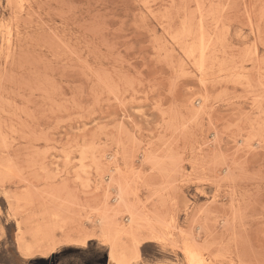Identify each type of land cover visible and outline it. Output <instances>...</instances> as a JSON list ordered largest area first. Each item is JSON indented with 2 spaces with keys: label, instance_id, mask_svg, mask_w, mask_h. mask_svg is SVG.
Instances as JSON below:
<instances>
[{
  "label": "rangeland",
  "instance_id": "obj_1",
  "mask_svg": "<svg viewBox=\"0 0 264 264\" xmlns=\"http://www.w3.org/2000/svg\"><path fill=\"white\" fill-rule=\"evenodd\" d=\"M194 253L264 264V0H0V264Z\"/></svg>",
  "mask_w": 264,
  "mask_h": 264
},
{
  "label": "bare ground",
  "instance_id": "obj_2",
  "mask_svg": "<svg viewBox=\"0 0 264 264\" xmlns=\"http://www.w3.org/2000/svg\"><path fill=\"white\" fill-rule=\"evenodd\" d=\"M8 34H10V33H8ZM7 34V35H8ZM6 42H10V37L8 36L7 38H6ZM18 227H19V225H18ZM83 245V244H82ZM190 253V252H189ZM192 253V252H191ZM194 254H197L198 255V253H194ZM201 256V255H200ZM109 257H110V259H109V261L112 259L111 257V255H109ZM202 257V258H201ZM201 257H199V255H198V257H196V255H191V256H187V264H208L206 261H205V258H203V256H201ZM25 258H27V257H25ZM22 260V259H21ZM37 261V260H36ZM113 261H115V260H113ZM112 263H117V264H129L128 262L126 263L125 261H121V262H117V261H115V262H112Z\"/></svg>",
  "mask_w": 264,
  "mask_h": 264
}]
</instances>
